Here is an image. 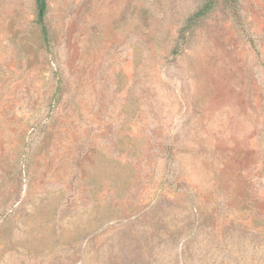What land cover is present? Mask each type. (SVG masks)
<instances>
[{
    "label": "rangeland",
    "instance_id": "374dc122",
    "mask_svg": "<svg viewBox=\"0 0 264 264\" xmlns=\"http://www.w3.org/2000/svg\"><path fill=\"white\" fill-rule=\"evenodd\" d=\"M45 3L0 0V264H264V0Z\"/></svg>",
    "mask_w": 264,
    "mask_h": 264
},
{
    "label": "trees",
    "instance_id": "16d2710c",
    "mask_svg": "<svg viewBox=\"0 0 264 264\" xmlns=\"http://www.w3.org/2000/svg\"><path fill=\"white\" fill-rule=\"evenodd\" d=\"M36 7H37V18H38V23L42 25V35L44 42L47 43V34H46V29L43 26V17L45 13V8H46V3L45 0H36ZM200 16V14H197L196 17Z\"/></svg>",
    "mask_w": 264,
    "mask_h": 264
}]
</instances>
